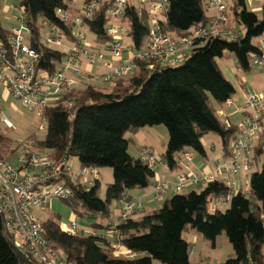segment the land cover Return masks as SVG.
Segmentation results:
<instances>
[{
	"label": "trees",
	"instance_id": "obj_1",
	"mask_svg": "<svg viewBox=\"0 0 264 264\" xmlns=\"http://www.w3.org/2000/svg\"><path fill=\"white\" fill-rule=\"evenodd\" d=\"M16 1L30 30L27 40L37 55L36 69L55 73L63 64L64 53L41 42L38 20L63 28L56 11H69L72 0ZM206 1L168 0L161 24L163 32L179 38L193 27L206 26ZM104 11L105 6L101 5L88 21L98 41H107ZM226 15L228 22L219 26L216 35L206 42H195L179 66L156 65L147 69V63H136L133 74L116 81L108 91L84 84L43 109L44 137L33 141L35 149L48 152L54 161L73 158L81 169L110 168L112 172L113 181L106 185L104 199L98 195V181L86 192L83 183L64 180L73 196L63 203L72 207L79 221L94 223L95 218H108L112 204L130 198L135 190L147 188L154 178V171L139 157L129 155L131 139L125 138L127 134L163 126L167 143L161 162L170 172L181 169L175 158L183 152L206 157L201 141L208 134L220 139L224 159L230 156L236 125L221 122L217 110L233 99L235 89L223 76L217 60L233 56L241 72L253 68L251 60L261 55L255 40L264 35V6L254 13L247 9L246 0H230ZM128 18V36L135 49H140L148 32V19L134 13ZM228 31L233 32V38L227 36ZM8 35L9 30L0 22L2 41L6 42ZM263 143L264 134L254 148V163L262 156ZM11 145L12 141L0 131L1 159L7 161L6 153L12 156L16 151ZM225 196H229L228 210L222 214L214 207L210 214L209 200ZM42 226L45 239L71 264H189V244L182 238L189 229L211 242L225 234L233 257L222 264H264V162L259 171L251 173L246 192L232 194L220 182L209 183L197 191L176 193L139 220L131 217L116 226L114 242L135 254L133 259L113 256L110 240L100 235L69 236L58 229L54 220H47ZM93 227L100 230L102 226L96 222ZM0 264H38L14 248L1 215Z\"/></svg>",
	"mask_w": 264,
	"mask_h": 264
},
{
	"label": "built area",
	"instance_id": "obj_2",
	"mask_svg": "<svg viewBox=\"0 0 264 264\" xmlns=\"http://www.w3.org/2000/svg\"><path fill=\"white\" fill-rule=\"evenodd\" d=\"M254 1L258 0H246ZM101 5L105 6L104 34L107 41H98L88 26V21L92 20ZM226 6L227 0H207L205 11L206 14L211 13L208 24L193 27L179 38L171 37L162 30L168 0H88L75 13L57 10L56 16L63 28L45 22L48 33L45 45L64 53L61 68L53 74L36 69L37 55L30 49L27 40L30 30L16 8L19 11L18 26L9 30L6 42L0 38V87L8 98L42 119L44 108L80 84L99 80L103 85L113 86L116 81L128 78L136 69V63H147V69H153L156 65L179 66L187 58L195 42H206L216 35L218 24L226 20ZM130 13L139 18L146 15L148 19V32L140 49H135L128 36ZM86 31L92 35V43L88 41ZM227 36L233 38L234 34L229 31ZM258 49L261 55L253 58L251 65L264 72V41L259 42ZM97 66L100 68L98 75L93 72L97 70ZM243 93L245 101L240 110L241 119L236 124L235 139L229 149L230 156L197 171L178 173L174 183L175 193H180L186 187L196 189L213 182L222 183L232 194L239 192L237 178L243 173L248 177L251 173L254 148L264 134V89L260 93H254L244 87ZM226 104L231 105V101ZM0 124L14 128L1 106ZM43 124L45 125L44 120ZM16 146L19 153H16L14 161L0 158V215L5 231L14 248L34 262L71 264L45 239L42 222L36 216L39 211H45L51 199L66 201L73 196L72 189L64 181L72 180L68 159L54 161L33 152L30 141L17 142ZM261 152L264 156V143L261 145ZM139 158L153 171L157 165L162 164L147 148H141ZM192 159L193 153L186 151L179 154L175 162L188 170L186 164ZM88 171L90 178L83 182L86 192L98 180L95 169L89 168ZM84 173L80 172V179H84ZM167 186L166 182L157 180L153 186V198L164 197ZM211 200L219 205L227 202L229 196ZM118 204L119 217L115 223L107 226L113 234V256L133 259L135 254L114 242V229L140 211L141 204L131 197L122 198ZM96 222L97 218L94 223ZM94 223L86 220L77 223L72 219L68 224L58 223V229L69 236L82 234L98 237L99 234L91 229Z\"/></svg>",
	"mask_w": 264,
	"mask_h": 264
},
{
	"label": "rangeland",
	"instance_id": "obj_3",
	"mask_svg": "<svg viewBox=\"0 0 264 264\" xmlns=\"http://www.w3.org/2000/svg\"><path fill=\"white\" fill-rule=\"evenodd\" d=\"M83 0H72L69 3V8L71 13H75L76 11H79L80 8L82 7ZM1 9H0V22L2 26L5 29L10 30L13 27L18 26V21L17 18L19 16V11L21 12L20 8L18 7V2L16 0H1ZM230 6V0H227V6L226 10ZM247 9L250 12L254 13H259L260 9L262 6H264V0H258L254 2H246ZM18 8V9H16ZM15 9V10H14ZM226 14V13H225ZM228 22V17L226 15V20L223 23H219L217 26V29L219 26L222 24H225ZM231 25V23H228ZM38 26H39V32H40V37H41V42L45 44V38L47 36V24L42 20H38ZM83 32H85V29H82ZM217 31V30H216ZM229 32V31H228ZM87 35V39L89 42L92 43V35L86 31L85 33ZM264 40V35L261 37ZM125 42H128L125 40ZM256 42V40H255ZM219 62V60H217ZM135 71V70H134ZM251 71L247 73H243L242 75L245 76L246 80L247 78L251 77L253 74L250 73ZM131 73L129 77L132 75ZM260 85L263 82V77L259 79ZM94 86H99L100 84H95L93 82ZM233 85L235 88V91L238 93L240 91L239 88V83L238 81H233ZM112 86H109L108 88L105 89V91H108L109 88ZM248 88V87H247ZM243 90V89H242ZM1 109L4 113V115L8 118V120L13 124L14 128H8L2 124H0V131L2 134H4L6 137H8L12 141L11 147L15 148L16 151L13 153L11 156L9 152L6 153L5 157L9 161H14V157L16 153L18 154V147L16 146L17 142L20 141H30L32 142V151L36 152L40 155H43L47 158H49V154L46 151L40 150L39 148L35 149L34 148V142L33 141H39L42 140L44 137V124L43 120L40 117H37V115L30 113L25 107H23L20 103L14 102L12 99L8 98L7 100H2L1 103ZM159 129H165L163 126H159ZM157 129V128H155ZM155 133L153 132L154 139L160 138L159 130H154ZM163 131V130H160ZM152 136V134H150ZM125 138H131V142L129 143L128 146V153L129 155L138 158V153L141 151L140 148V142L139 140H151L147 138L144 134L143 131H138L134 135L127 134ZM156 141V140H155ZM203 144H204V149L206 152V155L208 157V161H215V156L221 153V143L220 139L213 135V134H208L203 138ZM201 141V142H202ZM11 148V149H12ZM10 151V150H9ZM157 152V151H156ZM158 155L154 156L157 157L159 160L160 153L157 152ZM13 157V158H12ZM194 158H198V155L196 153H193ZM7 160V161H8ZM6 161V160H5ZM76 160L73 158L68 159V164H71L75 162ZM264 162V156L259 157L258 160H256V165H253L251 172L259 171L261 165ZM74 167H77V163H74ZM75 168L72 169L75 170ZM81 171H84V182L87 181L89 178V171L88 169H80L77 167L76 171H73L75 174H80ZM103 174L100 179V188L98 195L100 199H104V192H105V187L107 184L112 183V172L110 168H103L100 170H97V172H102ZM98 181V180H97ZM189 187H186L185 189H188ZM185 189L181 191L180 193H185ZM163 196L161 198H158V200H162ZM212 203H214L213 200H209L207 204V210L211 214V207ZM116 204L111 205V210L113 212H116L115 209ZM230 206V202H223L220 203L217 207L218 212L224 213L226 210H228ZM78 210L79 208L76 207ZM72 207H69L67 204L63 203L61 200H56V199H51L45 209V211H39L36 213V216L38 217L40 222H45L47 220H54L57 223H62V224H68L71 222V220H75L77 223L79 222L78 219L74 216ZM149 211H142L140 212V215L137 217H132L134 220H139L142 216L148 214ZM106 221H103L105 223ZM92 230L96 229L93 227L91 228ZM93 230V231H94ZM96 233H98L96 231ZM107 239H111V237H106ZM182 238L189 244V264H222L225 262L228 258L233 257V251L232 247L228 242L227 237L225 236L224 233L221 235L217 236L214 242H211L209 240L204 239L201 235L196 233L194 230L189 229L185 232L182 233ZM153 264H160L156 261L153 262Z\"/></svg>",
	"mask_w": 264,
	"mask_h": 264
},
{
	"label": "crops",
	"instance_id": "obj_4",
	"mask_svg": "<svg viewBox=\"0 0 264 264\" xmlns=\"http://www.w3.org/2000/svg\"><path fill=\"white\" fill-rule=\"evenodd\" d=\"M211 15V13H209ZM207 14V16L209 17L210 15ZM228 34V32H227ZM264 41L262 38L256 40V44L258 46L260 41ZM217 65L220 69V71L222 72L223 76L233 85V81H238L239 83V88L240 91L237 93L235 91V95L233 97V99L231 100V105H225L222 108H219L217 110V116L219 118V120L221 122H223L225 125L229 126V125H233L235 126L241 119V107L244 104L245 101V95L243 93V88L244 87H248L250 89V91L254 92V93H260L263 91L264 89V72L262 69L260 68H252L250 71V73H252L253 75L249 78H245L243 74V72H241V70L237 67V62L235 60V58L233 56H224L222 59H219V62H217ZM94 73H100V68L97 66V70H93ZM263 77V82L260 85L259 79ZM95 84H100L99 86H95L101 90H105L106 88H108L109 86L103 85L99 80L94 82ZM91 85H93V82L90 83ZM84 85V84H83ZM82 84L78 85L76 88H82L83 86ZM94 86V85H93ZM234 87V85H233ZM235 89V88H234ZM0 99H1V103L2 100H7L8 97L7 95L2 91L1 87H0ZM1 106V105H0ZM157 128V129H155ZM154 130H159V134H160V138L154 139V135L153 132L155 133ZM163 130V131H160ZM141 131L144 132L145 136L151 140H139L140 142V148H147L150 149L152 151V153L157 156L159 152L160 153V157L159 159L161 160V157L164 153L165 150V146L167 143V133L165 131V129H159L158 127H153V128H145L142 129ZM150 134H152V136H150ZM134 135V134H133ZM131 139V138H129ZM156 140V141H155ZM132 141V140H131ZM203 147V141L201 142ZM157 151V152H156ZM139 156V153H138ZM159 156V155H158ZM223 158V152L221 149V153L218 154L217 156H215V161H208V157L206 155V157H199L198 158H194L189 161L186 165L188 167V170H185L184 168H181L179 171L176 172H170L167 170V168L165 167V165L162 163L161 165H157V167L154 170V178L152 179V181L150 182V185L143 189V190H135L133 192H131L129 195L130 197L134 200V201H139L141 204V210L138 212H135L131 217H137L140 215V212L142 211H149V213L156 209L159 208L162 203L164 202V200L166 198H169L173 195H175L176 193L174 192V183L176 181V176L178 173L180 172H192V171H197L198 169H201L203 167H209L212 166L215 162H217L218 160ZM77 163V167L80 168L77 160L75 161ZM70 164L71 167V171H72V180L76 179L79 183H83L84 179H80L79 178V174H75L73 171H76L77 167H74V163ZM254 165H256V163H254ZM75 168V170L72 169ZM81 169V168H80ZM252 173V172H251ZM251 173L249 174V176L247 177L246 174H241L238 178V184L240 185V188L238 191H242V192H246L248 190V181H249V177L251 175ZM103 174L102 172H97V177H98V182L100 184V179L101 176ZM88 178H90L88 176ZM157 180L160 181H164L168 184L167 186V192L165 194V196L162 198V200H158V199H154L152 196V191H153V186L156 183ZM193 190H200L199 188L193 189L192 187L185 189L184 192H188V191H193ZM214 203H212V207L214 206H218L216 205V201L213 200ZM211 207V208H212ZM116 212H113L111 210V213L109 214L108 218H104L101 219L99 218L97 220L98 224H100L102 227L99 229H97L96 231L98 232L99 235H101L103 238L106 237H111V239H107L110 240V242L112 241V232L109 231V229L107 228L108 224L111 223H115L119 217V204L116 203L115 206ZM103 221H106L105 223H103Z\"/></svg>",
	"mask_w": 264,
	"mask_h": 264
}]
</instances>
